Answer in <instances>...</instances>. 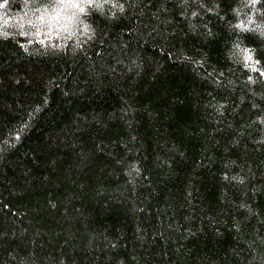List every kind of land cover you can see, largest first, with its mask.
I'll return each instance as SVG.
<instances>
[{
	"label": "trees",
	"instance_id": "obj_1",
	"mask_svg": "<svg viewBox=\"0 0 264 264\" xmlns=\"http://www.w3.org/2000/svg\"><path fill=\"white\" fill-rule=\"evenodd\" d=\"M83 6L0 24V264H264V0Z\"/></svg>",
	"mask_w": 264,
	"mask_h": 264
},
{
	"label": "clouds",
	"instance_id": "obj_2",
	"mask_svg": "<svg viewBox=\"0 0 264 264\" xmlns=\"http://www.w3.org/2000/svg\"><path fill=\"white\" fill-rule=\"evenodd\" d=\"M93 0H60L63 9H76L80 13L85 12L84 4H91ZM7 9V11H3ZM117 11H123V6L117 8ZM9 22L16 25L18 28L23 29L25 24L30 25L28 31H21L16 33V35L30 37L32 39H52L55 35L54 33L50 35V30L59 24V30L61 32L71 31V18L63 15L61 9H53L50 15L47 11L42 12L39 16L34 19L25 20L23 16L20 15L18 10H13L10 7V0H0V24L7 25ZM34 29L35 31H32ZM87 31V27L85 26ZM91 37H89L90 39Z\"/></svg>",
	"mask_w": 264,
	"mask_h": 264
}]
</instances>
